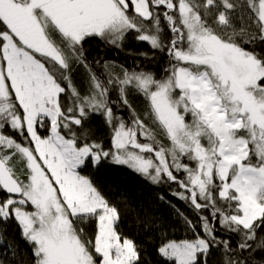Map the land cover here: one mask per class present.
<instances>
[{"label":"snow or ice","instance_id":"snow-or-ice-1","mask_svg":"<svg viewBox=\"0 0 264 264\" xmlns=\"http://www.w3.org/2000/svg\"><path fill=\"white\" fill-rule=\"evenodd\" d=\"M117 167L194 213L139 206L162 264H264V0H0V264H151L97 177Z\"/></svg>","mask_w":264,"mask_h":264},{"label":"trees","instance_id":"trees-1","mask_svg":"<svg viewBox=\"0 0 264 264\" xmlns=\"http://www.w3.org/2000/svg\"><path fill=\"white\" fill-rule=\"evenodd\" d=\"M124 51L148 52L150 49L147 43L130 41ZM107 58L115 60L118 64H124L127 67H132L134 64H140L145 70L155 72L158 77L164 75L163 69L167 67L166 62L162 59V54L160 53H157L156 59L151 61L143 60L138 57L125 56L124 52L118 51L111 52ZM128 98L137 113H140L144 109L145 101L142 95L133 93L130 94ZM117 114L123 115L126 120L129 118L127 109L119 110ZM90 126L95 130V137L103 140L107 146L109 143L110 133L109 128L104 124L103 119L99 116L93 117ZM157 139H160V137L157 136ZM163 142L167 144V141ZM83 174L91 175L89 172H85ZM97 177L102 179L106 185L110 186L113 193L120 191H125L127 193V203L120 205L121 208L124 209L120 229L124 234L128 235L129 238L134 239L138 244L145 245L147 248V255L151 259V264H162V260L157 257L155 247L146 242V234L143 231L142 224L137 219L138 217H140L141 220L143 218V212L139 206L144 205V207L153 215H170V223L178 220L172 208H169L167 204L160 203L154 199L155 194L159 193L164 195L167 201H170L172 205L184 212V214L189 216V218H192L194 213L185 205L184 202L170 195V189L166 186H151L148 182L144 181L143 178L139 177L138 174H133L125 167H117L114 170H102L101 173L97 174ZM111 198L114 201L121 200V197L115 194H113ZM173 226L176 231V236L174 238H184L182 224L174 223ZM8 232L9 235L15 236L22 247H27L24 245L22 240H19L18 229L14 224L8 226ZM218 260L219 254H213V257L209 260V264H218ZM145 264H148L147 260L145 261Z\"/></svg>","mask_w":264,"mask_h":264}]
</instances>
